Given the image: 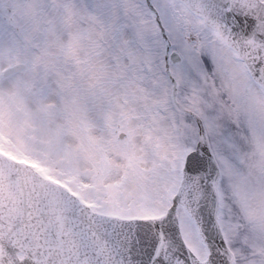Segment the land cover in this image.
<instances>
[{"label": "snow or ice", "instance_id": "6c2138e0", "mask_svg": "<svg viewBox=\"0 0 264 264\" xmlns=\"http://www.w3.org/2000/svg\"><path fill=\"white\" fill-rule=\"evenodd\" d=\"M0 264H264V0H0Z\"/></svg>", "mask_w": 264, "mask_h": 264}]
</instances>
